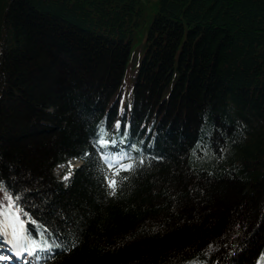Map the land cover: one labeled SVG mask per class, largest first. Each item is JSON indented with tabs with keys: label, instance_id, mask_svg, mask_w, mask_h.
<instances>
[{
	"label": "trees",
	"instance_id": "16d2710c",
	"mask_svg": "<svg viewBox=\"0 0 264 264\" xmlns=\"http://www.w3.org/2000/svg\"><path fill=\"white\" fill-rule=\"evenodd\" d=\"M100 67L116 79L102 90ZM132 88L142 119L168 106L163 159L115 196L93 162L65 189L53 166ZM0 181L79 241L49 264H174L211 242L250 262L264 249V0H0Z\"/></svg>",
	"mask_w": 264,
	"mask_h": 264
},
{
	"label": "snow or ice",
	"instance_id": "6c2138e0",
	"mask_svg": "<svg viewBox=\"0 0 264 264\" xmlns=\"http://www.w3.org/2000/svg\"><path fill=\"white\" fill-rule=\"evenodd\" d=\"M101 129H103V122H101ZM128 124H125L121 129V121H115V136L119 137V141L116 138L107 139L101 135L98 139H93V147L96 148L99 159L103 161L104 167L102 168L103 185L107 190L109 196H115L117 189L122 186V181L128 179V173H132L140 165L145 162V157L140 150L139 146L135 143L130 145V149H135L138 156L133 157L129 151L120 147L121 143H125V137L129 135ZM121 131L123 135H121ZM111 145L112 147H109ZM90 153L84 152L83 155L87 157ZM155 159H163L162 156H156ZM69 171L65 173L62 179L65 181L72 175V165L68 162ZM0 186H3L4 196L0 198V234H3L4 239H8V231L11 229V236L13 240L10 242H18L22 239L31 241V245L38 248H49L50 244L47 241L45 232L42 229H47L46 223H41L30 212L25 211V208L21 204L22 193L13 194L4 185V181H0ZM33 228L35 234H33ZM37 235L40 239H37ZM43 241V242H41ZM79 243L78 240H73L71 247H65L63 244L57 245V247L64 248L66 251H71ZM16 254L19 255V251L13 248ZM4 259V257H0ZM254 264H264V251H261L256 257Z\"/></svg>",
	"mask_w": 264,
	"mask_h": 264
},
{
	"label": "rangeland",
	"instance_id": "374dc122",
	"mask_svg": "<svg viewBox=\"0 0 264 264\" xmlns=\"http://www.w3.org/2000/svg\"><path fill=\"white\" fill-rule=\"evenodd\" d=\"M79 67H80V65H79ZM105 68L106 69H108L109 68V66L107 67V66H105ZM106 69H101V67H100V71L102 72L101 74L99 73V74H95V75H92L93 74V72L92 71H90V73H91V78H90V82H92V88H94V89H97V86H99L100 87V89L102 90L103 89V86L104 85H107V86H113V84L112 83H114V82H116V79H114L113 77V74H111L110 76L107 74V75H105V72L107 71ZM109 78H108V77ZM94 91H96V90H94ZM152 94H150V95H148L147 94V98H146V100L145 101H142V102H144V104L146 103V104H148V105H150V102H151V100L149 99V98H152V96H153V94H155L156 93V90H153L152 92H151ZM157 94V93H156ZM100 98H101V96L99 97V101H100ZM176 105L173 103V104H170V106H169V110L171 109V112H176L177 110H176ZM164 109H168V106H167V108H164V107H161L159 110H160V112H158V114H159V118L161 119V117L164 115ZM166 113V112H165ZM171 118H172V115H171ZM35 130V129H34ZM36 131V130H35ZM24 142L25 141H22V144H24ZM254 240H255V236H254ZM213 242H211L209 245H208V249L209 250H215L219 245H217L216 243H213ZM212 244V245H211ZM206 248V249H207ZM249 248H247V249H245V250H243V249H241L240 250V252H239V255H242V257H241V259L244 257V261H246L245 259H248V258H246L245 257V254L247 253V251L251 254V253H253L252 251H250V250H248ZM252 256V255H251ZM223 257H220V259H222ZM219 259V260H220ZM181 264H182V262H181Z\"/></svg>",
	"mask_w": 264,
	"mask_h": 264
},
{
	"label": "water",
	"instance_id": "95a60500",
	"mask_svg": "<svg viewBox=\"0 0 264 264\" xmlns=\"http://www.w3.org/2000/svg\"><path fill=\"white\" fill-rule=\"evenodd\" d=\"M181 262H183V260H182V261H180V262L176 261L174 264H180Z\"/></svg>",
	"mask_w": 264,
	"mask_h": 264
}]
</instances>
